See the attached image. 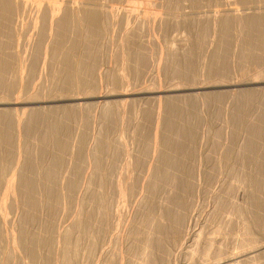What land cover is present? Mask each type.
<instances>
[{
  "label": "rangeland",
  "instance_id": "rangeland-1",
  "mask_svg": "<svg viewBox=\"0 0 264 264\" xmlns=\"http://www.w3.org/2000/svg\"><path fill=\"white\" fill-rule=\"evenodd\" d=\"M26 1L0 25V264H264V62L246 22L264 0H98L102 34L72 21L61 44L79 45L77 85L54 41L84 0H37L61 8L40 44Z\"/></svg>",
  "mask_w": 264,
  "mask_h": 264
},
{
  "label": "bare ground",
  "instance_id": "bare-ground-1",
  "mask_svg": "<svg viewBox=\"0 0 264 264\" xmlns=\"http://www.w3.org/2000/svg\"><path fill=\"white\" fill-rule=\"evenodd\" d=\"M18 1V0H17ZM24 1V0H23ZM30 1V0H29ZM29 1H28V3H29ZM36 1L37 0H35L34 2L36 3ZM41 1V0H40ZM45 1H49V0H45ZM45 1H43L44 3H45V6H43L44 8H46V5H47V9L45 10H43V8H42V6H40L39 5V2L37 3V7H39V9H40V7H41V9L43 10V14L41 15V17H42V21H41V24H42V26H40V28H41V30L39 29V33H40V41H39V44H40V42H43V37L45 38V34L47 33L46 32V30H48L49 28H51L52 27V25H51V27H49L48 29H47V27H48V25H50V21H52V18L53 17H56V14L58 15V13L56 12L55 13V10L57 9V10H59L60 11V6H56V5H54V3L52 4V5H50V3H48V4H46L47 2H45ZM19 2H20V0H19ZM32 2H33V0H32ZM31 2V3H32ZM33 2V3H34ZM42 2V3H43ZM70 2V1H69ZM13 2H12V0H0V25H1V23H4L3 21H5L6 20V22H11V20H14L15 19V16H17V15H19L18 13L20 12V10H22V9H24L23 7H25L24 5H23V7L22 8H20V6H21V4L22 3H19V4H12ZM25 3L27 4V1L25 0ZM44 3H43V5H44ZM66 3H68V2H66ZM82 3V0H80V3L79 4H81ZM97 3H98V0H84L83 1V5L82 6H85V5H90V6H92V7H90V6H88L89 7V9H88V7H80V8H78L77 10H76V8H74L73 9V7L75 6V4L77 5V2H74V6L71 8V11L69 10V8H70V6H69V8H67V7H64L65 9V11L63 12L64 14H63V16L62 17H58L59 18V20L57 19V24H56V32H55V35H56V40L57 41H54L58 46L59 45H61L62 43H63V41H65V40H63V38L64 37H66L67 36V39H69V33H68V30L70 29L71 30V28H69L70 27V22H72L73 21V23L75 22V27L76 28H72V30L71 31H69V32H71V33H73L74 31H73V29H75V34H73L74 36L76 35V37L77 36H80L79 34H80V30H81V26H85V27H87L86 29V31H88V32H90L89 34L91 35V36H94V37H97V36H99L100 34H102V32H101V24L103 25V23H101L102 21L100 20V18H101V15L103 14V13H107L106 12V8L107 7H105L104 5H99V3H98V5H97ZM69 4V3H68ZM68 4H67V6H68ZM73 4V3H72ZM20 5V6H19ZM27 5H29V4H27ZM31 5H34V4H31ZM31 5H29V6H31ZM39 5V6H38ZM29 6H27V8H29ZM36 6V4L34 5V7ZM98 6V7H97ZM34 7H33V9H34ZM96 7H97V9H96ZM30 9H32V6L30 7ZM29 9V10H30ZM36 9H38V8H36ZM40 9V10H41ZM24 10H26V9H24ZM40 10H37V11H39L40 12ZM41 10V11H42ZM28 10H26L25 12H27ZM33 11H35V12H37L35 9L33 10ZM45 11V12H44ZM24 12V11H23ZM34 12V13H35ZM39 12H37V13H35V17H37V16H40V15H36V14H38ZM50 13V14H49ZM8 14V15H7ZM39 14H41V12L39 13ZM15 15V16H14ZM24 15V14H23ZM49 16H51V18H48ZM59 16V15H58ZM17 18H19V16L17 17ZM38 18V17H37ZM11 19V20H10ZM40 19V18H39ZM48 19H51V20H49L48 21ZM102 19V18H101ZM18 20V19H17ZM38 19H36L35 18V20H33L32 22H33V24L35 25V22L34 21H37ZM54 20V19H53ZM56 21V20H55ZM55 21H52V22H55ZM39 22V21H38ZM49 22V23H48ZM128 22V21H127ZM247 27H249V26H251L252 27V29L250 30V29H248V31L250 30L251 31V33L253 32L255 35H256V38H255V40L257 41V43H258V46L261 48V52L263 53V57H261V62H264V19L262 18V16L261 15H252V17H249L248 19H247ZM225 23V22H224ZM40 24V25H41ZM226 24H227V21H226ZM226 24H225V27H226ZM29 25H30V23H29ZM36 25H38V23H36ZM105 25V24H104ZM222 25H224V24H222ZM33 26V25H32ZM73 26H74V24H73ZM83 26V27H84ZM246 26V25H245ZM2 27H3V24H2ZM39 27V26H38ZM224 27V28H225ZM246 27V28H247ZM16 28H17V26H16ZM34 28V27H33ZM250 28V27H249ZM24 29V28H23ZM52 29H53V27H52ZM18 30V29H17ZM28 30H29V28H28ZM32 30V29H31ZM37 30V29H36ZM51 29H49L48 31H50ZM24 31V30H23ZM52 31V30H51ZM73 31V32H72ZM83 31H85V29H83L82 31H81V33L83 32ZM249 31V32H250ZM17 32H19V31H17ZM26 32V31H25ZM24 32V33H25ZM28 32V31H27ZM32 32V31H31ZM87 32V33H88ZM23 33V34H24ZM27 34V33H26ZM30 34V33H29ZM50 34H51V32H50ZM84 34V33H83ZM82 34V35H83ZM254 34H252V35H254ZM71 35V34H70ZM254 35V36H255ZM36 36V35H35ZM251 36V35H250ZM31 37H32V34H31ZM37 37V36H36ZM75 37V38H76ZM74 38V37H73ZM73 38H71V39H73ZM74 38V40H76ZM27 39H29L28 37H27ZM32 39V38H31ZM30 39V40H31ZM36 39V38H35ZM65 39V38H64ZM33 40V39H32ZM73 40V41H74ZM78 40V39H77ZM249 40V39H248ZM70 41V40H69ZM68 41V42H69ZM82 41V40H81ZM245 41V40H244ZM251 41V40H250ZM253 41V40H252ZM31 42V41H30ZM72 42V40L69 42V43H71ZM78 42V41H77ZM83 42V41H82ZM247 43H249V41H246ZM19 43V42H18ZM43 43H45V42H43ZM23 44V43H22ZM26 44V43H25ZM37 44V43H36ZM68 43H66V45H65V42H64V44H63V46L65 45V46H68L67 45ZM72 44V47H68V48H70V49H68L66 52H65V50L67 49L65 46H64V48H66L65 50H64V48L62 49V45H61V50H63L64 52H65V54H64V52L62 51L61 52V50H60V52L61 53H63L62 55H63V67H64V69H65V71H63L64 73V76L62 77L61 75V77H62V79H61V81L62 80H64V78H65V83H64V81H63V83L66 85V84H69V83H71V80L72 79H74V81H75V83H73V80H72V83H73V85L74 84H76V80H77V78H76V76H78L79 77V74H78V71H77V75L74 77L73 75H74V72H75V70L76 69H78V66H79V62L78 63H76L75 62V60H74V58H75V55H72V54H75V53H73V51L75 52V48L77 47V45H76V47H75V44H76V42H72L71 43ZM71 44H69V46L71 45ZM216 44V43H215ZM28 45H29V43H28ZM50 45V44H49ZM249 46H250V48L252 49V47H251V45L250 44H248ZM23 46H24V44H23ZM38 46H40L41 47V45H38ZM43 46V45H42ZM45 46V45H44ZM43 46V47H44ZM53 46V45H52ZM56 46V45H55ZM79 46V45H78ZM17 47H18V45H17ZM39 47V48H40ZM54 47V46H53ZM60 47V46H59ZM59 47H58V50H59ZM29 48V47H28ZM56 48V47H55ZM73 48H74V50H73ZM249 48V47H248ZM57 49V48H56ZM56 49L54 50L55 51V53L57 52L56 51ZM78 49V48H77ZM21 50H23L24 51V48L23 49H21ZM28 50V49H27ZM38 50V52H40L39 51V49H37ZM42 50V49H41ZM250 50V49H249ZM26 51V50H25ZM59 52V51H58ZM59 52V53H60ZM54 53V54H55ZM58 53V54H59ZM61 53H60V61L58 62V63H60L61 62ZM23 54H25V53H23ZM38 54V53H37ZM71 55L72 56H74L73 57V60H74V62L76 63H72V59H70V58H72L71 57ZM24 56V55H23ZM248 56H249V54H248ZM247 56V57H248ZM251 56V55H250ZM249 56V57H250ZM35 58V57H34ZM58 58V57H57ZM77 58H79V57H77ZM251 58H253V56L251 57ZM255 58V57H254ZM25 59H26V57H25ZM80 59V58H79ZM83 59V58H82ZM246 59V58H245ZM249 59V58H248ZM247 59V60H248ZM260 59V58H259ZM29 60V59H28ZM56 60V59H55ZM77 61H78V59H76ZM249 61H250V59H249ZM27 62V61H26ZM29 62V61H28ZM30 63V62H29ZM33 63V62H32ZM36 63V60H35V62H34V64ZM62 63V62H61ZM56 64V63H55ZM32 65V64H31ZM75 65V66H74ZM81 65V64H80ZM56 66V65H55ZM61 66V65H60ZM82 66V65H81ZM91 66V65H90ZM95 66V65H94ZM31 67H33V65L31 66ZM57 67V66H56ZM88 68H89V66H87ZM86 67V68H87ZM79 68H81V67H79ZM84 68H85V66H84ZM87 68V69H88ZM92 68H95V67H93V65H92V67L90 68V69H92ZM59 69V68H58ZM61 69V68H60ZM59 69V70H60ZM63 69V70H64ZM75 69V70H74ZM54 71V70H53ZM56 72H57V70H56ZM59 72V71H58ZM60 72H62V70H60ZM59 72V73H60ZM79 72H80V70H79ZM88 72H89V70H88ZM90 72H91V70H90ZM89 72V73H90ZM93 73L95 72V71H92ZM207 72H209V71H207ZM206 72V73H207ZM86 73V72H85ZM88 73V74H89ZM62 74V73H61ZM208 74H210V72L208 73ZM59 75V74H58ZM85 75V74H84ZM90 75H92V74H90ZM72 76L74 77V78H72ZM87 76V75H86ZM81 77V76H80ZM80 77L78 78V79H80ZM55 78V77H54ZM75 78H76V80H75ZM83 79V78H82ZM81 79V80H82ZM57 80H58V78H57ZM79 81V80H78ZM57 82V81H56ZM83 82H85V80L83 81ZM61 83V82H60ZM63 83H61V85L60 86H64V84ZM79 82H77V84H78ZM80 83L81 84H83V85H80V86H83V87H85L84 86V83H82V81H80ZM58 84V83H57ZM76 84V85H77ZM75 85V86H76ZM69 86V85H68ZM68 86H65V90L64 91H67L66 89V87H68ZM79 86V85H78ZM11 88V87H10ZM69 88V87H68ZM13 90V89H12ZM8 91H9V89H8ZM11 92V91H10ZM250 98V97H249ZM247 99V98H246ZM30 103V102H29ZM2 117V116H1ZM6 117V116H5ZM264 118V117H263ZM38 119V118H37ZM264 121V120H263ZM38 122V121H37ZM36 122V123H37ZM260 131V130H259ZM258 132V131H257ZM260 134V133H259ZM256 135V134H255ZM4 135H2L1 134V136L0 137H3ZM6 136V135H5ZM52 137V136H51ZM50 137V138H51ZM58 137V136H57ZM57 137L55 138V139H57ZM6 138V137H5ZM5 138H3V139H5ZM48 138V137H47ZM2 139V138H1ZM0 139V140H1ZM5 140H9V139H5ZM52 140H53V138H52ZM59 140V139H58ZM53 141H55V142H57V140H53ZM3 143H4V141H3ZM58 143V142H57ZM61 146V145H60ZM62 147V146H61ZM38 149V148H37ZM38 154V153H37ZM30 156H32V153H31V155ZM36 156V155H35ZM36 158V157H35ZM31 160V159H30ZM32 162V161H31ZM54 163H55V161H54ZM57 163H59V162H57ZM57 163H55V164H57ZM28 164H29V162H28ZM27 164V165H28ZM30 165V164H29ZM28 165V166H29ZM31 165H32V163H31ZM56 166V165H55ZM35 167V166H34ZM39 167V166H38ZM30 169H31V167H30ZM34 169V168H33ZM37 169V168H36ZM35 172V171H34ZM37 174V173H36ZM35 177V176H34ZM36 178H37V176H36ZM29 179V178H28ZM33 179V178H32ZM24 180V179H23ZM27 180V179H26ZM31 180V179H30ZM26 181L27 182V187H28V190H30L29 191V193L27 192V196L29 197L28 198V201H29V206H35L36 205V201H34V199H33V197L31 196V198L33 199V200H31L30 199V194H33L32 192H31V190H34L33 189V187H34V184L33 183H35V182H32V181ZM25 182V183H26ZM39 183V182H38ZM36 184V183H35ZM35 187H37V185L35 186ZM39 187H40V185H39ZM37 190V189H36ZM26 194V193H25ZM24 194V195H25ZM125 198V197H124ZM26 199V198H25ZM106 200V199H105ZM38 202V201H37ZM41 203V202H40ZM39 204V203H38ZM122 205V204H121ZM38 206V205H37ZM36 208V207H35ZM28 220V219H27ZM81 221V220H80ZM156 229L159 231V232H161L162 230V227L159 225V223H158V225L156 226ZM2 236V235H1ZM1 239V238H0ZM53 240V239H52ZM44 244V243H43ZM154 247V246H153ZM32 248V247H31ZM35 250V249H34ZM28 251H31V250H28ZM33 251V250H32ZM34 253H36V252H34L33 251V253L31 252L30 254H31V256H32V258H34L35 259V257H34V255L36 256L37 254H34ZM33 254V255H32ZM37 257V256H36ZM244 257V256H243ZM235 258V257H234ZM234 258H233V260H231L232 262L234 261ZM247 258V257H246ZM37 260H38V258H36ZM36 261V260H35ZM228 261V260H227ZM226 261V262H227ZM239 261V260H238ZM228 263H230V262H228Z\"/></svg>",
  "mask_w": 264,
  "mask_h": 264
}]
</instances>
